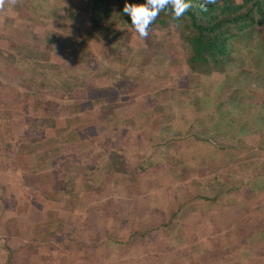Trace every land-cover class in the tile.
I'll return each instance as SVG.
<instances>
[{"label":"rangeland","instance_id":"374dc122","mask_svg":"<svg viewBox=\"0 0 264 264\" xmlns=\"http://www.w3.org/2000/svg\"><path fill=\"white\" fill-rule=\"evenodd\" d=\"M84 8L79 0H18L0 12V150L7 144L25 151L30 163L20 176L44 194L45 210L22 220L16 215L29 206L21 202L6 213L0 264H117L102 252L104 240L114 246L141 243L143 251L154 247L151 229L164 232V246L176 251L187 242L184 218L191 206L166 205V199L193 194L208 207L189 216L206 224L220 216L215 223L224 227L230 213L252 217L244 238L248 252L238 253L234 263L264 264L259 31L230 42L232 61L221 70L201 73L185 63L177 28L149 29L146 39L132 25L102 23L94 29ZM7 134L27 140L16 143ZM11 160L15 170L26 159L19 154ZM20 181L17 174L12 185ZM133 181L152 226L140 220L136 232L123 237L116 232L128 207L107 187ZM0 191V197L14 195ZM230 192L228 202H206ZM52 239L57 245L45 243ZM223 241L221 247L228 245V238ZM37 242L45 244L39 249ZM227 252L212 253L218 264H234ZM210 258L206 254L204 263L216 264ZM153 259L141 255L128 264H154Z\"/></svg>","mask_w":264,"mask_h":264},{"label":"crops","instance_id":"0c3cea01","mask_svg":"<svg viewBox=\"0 0 264 264\" xmlns=\"http://www.w3.org/2000/svg\"><path fill=\"white\" fill-rule=\"evenodd\" d=\"M12 97L13 95L8 98L10 104ZM4 99L6 100V98ZM5 100L3 101L5 102ZM37 135H39V131ZM5 137L12 140L15 139L16 143H20L27 140V139L22 140L24 138L20 136H19L20 138L17 136H15L16 138L13 136L14 137L13 138L9 134H7ZM36 139H38L37 142H40L44 139V136H41L40 138H36ZM7 146L8 145L5 144L3 148L0 150V188L3 189L5 194L9 191V195L11 192L14 193V195L0 197V212H2V216H0V229H3V224H4L3 221L5 220V218H7V216H5L6 213L8 211L13 212L14 209L18 210V207L21 204V202H24L29 206L28 208H25V210H22L21 214L16 215V217H19L22 220L29 219L30 216L33 217L35 213L38 216V214H43V212L45 211L43 205L41 204L42 202H44V194H41L39 192L35 193L34 189H32V186L30 188L29 184L25 183L20 176L28 173L26 168L29 166L30 162L29 163L26 162L27 154L25 153V151L22 152L21 149L19 150L20 151L19 152L17 149V147L19 146L17 145H14L9 149L7 148ZM19 154L22 155L23 159H26L22 165L24 167L17 166V169L14 170L13 162L11 159L12 157H16V155ZM17 174L19 175V179L23 181V182L20 181L21 186L19 187H15L14 185H12L14 180L17 179ZM135 185L136 183L134 181L125 182L123 184L122 183L118 184L117 182L110 186L108 185L107 187V189L114 190L113 192H115V195L118 196V198L116 197V201H122L124 203V206L128 207L126 213H124L125 211L120 213L122 215V220H121L122 223L120 224V228L116 232L122 235L123 237H126L125 233L127 234L130 233L131 231L135 233L137 228L136 223L140 220L148 219L146 221H148V224L149 225L151 224L152 226L151 223L152 217L149 214H145L147 203L143 199V197L140 196V194L134 192ZM133 187L134 189H132ZM17 188L19 192H21V194L19 195H15ZM85 189H90V188H85ZM119 190L122 191L121 194L118 192ZM113 192L111 193V195L114 194ZM247 192L249 193L248 188H247ZM35 194L36 196H34ZM0 195L2 196L3 194ZM248 195H250V193ZM174 196L171 195L168 197V199H166V205L167 203L170 202L172 206L174 207L181 206L183 207L182 209H184L187 206L188 207L191 206L190 207L191 209H186V215L184 218L185 224L187 226L185 231V235L187 237L186 244L182 247L179 248L177 247L176 251L171 248L165 247L164 245L166 244V242L168 243L166 234L162 231H154V229H151L152 232H150V235L153 238L154 247L146 248L143 251L139 247H137V244H141V243L133 242V243H127L128 245L126 246H124V244L123 246H121L120 243L118 242L119 244L117 246L116 245L114 246V244H112L110 240L109 241L104 240V243H107V245L104 246L102 252L105 253V255L108 254L111 255L112 258L115 259L112 263L128 264L130 260L135 261L139 259L141 255H145L147 257H153L154 258L153 260L155 261L154 264H197V263L206 264L204 263V258L206 257V254H208L209 258L211 257L210 260L212 259V262L218 264L217 256H215V253H212L215 250V248L220 252L223 249L228 250L227 252L228 257L234 263L237 260L238 253L245 254L248 252V250H245L247 244H244V240H245L244 238L246 237V235H248V232L251 229L250 228L248 230L249 227L247 226L248 220L250 218L249 215L242 217L230 213L231 216H228L227 219L223 220L224 221L223 223H225L224 227H218L217 223H215L218 222V218H220V216H218V218L215 220V222H213V224H211L210 221L208 222V224H206L204 222V219H199L198 215L194 218H192V216L191 217L189 216L191 213L199 212L198 210L204 211V208L208 207L206 206V203L200 197H198L199 194L197 195V197L195 194H193L191 196L192 198H185V199L177 198L176 196L175 197ZM227 197H228V201H230L232 198L231 192L228 195H225L224 198H212L210 201H206V202L208 203V205L212 203H213L212 205H216V204H220L219 199H222V201L225 200L227 201L226 199ZM234 204H236V200H234ZM148 205H150V203ZM196 206H198L199 208L196 209ZM108 213L109 215L108 218L106 217V221H108L109 224L110 212ZM67 215H70V213H68ZM252 219L253 218L251 217L249 221L251 224H252ZM128 221L132 222V228L126 232L124 230H126L125 226L126 223H128ZM238 223H241V225L238 226ZM5 228L6 227H4V229ZM55 234L57 235V233ZM28 235L25 234L23 238H26ZM4 237H5V233L3 234V232L1 231L0 242H2V239H4ZM188 238L192 239V241H189ZM224 238L229 239V241H227L228 245L221 247L220 241L222 244V242H224L223 241ZM24 243H26L27 245L26 241H24ZM45 243L50 245H57L55 244L57 243L55 242V239H52L51 241H46ZM45 243L37 242V244L41 246L38 248L39 249L42 248ZM216 243H217L216 247L213 246L212 249H205L206 244L215 245ZM238 243H240L239 247H238ZM125 247H127V249ZM112 249H114L115 252L117 253L116 258L111 251ZM229 250H231L232 252Z\"/></svg>","mask_w":264,"mask_h":264},{"label":"trees","instance_id":"16d2710c","mask_svg":"<svg viewBox=\"0 0 264 264\" xmlns=\"http://www.w3.org/2000/svg\"><path fill=\"white\" fill-rule=\"evenodd\" d=\"M87 12L90 28L102 23L131 25L123 12L124 5L144 4L146 0H79ZM192 6L179 18L173 19L171 7L165 8L150 26L163 29L175 27L186 47L185 63L190 70L201 73L219 71L232 61L230 42L257 29L264 46V0H216L201 8L202 0H185ZM206 71V72H203Z\"/></svg>","mask_w":264,"mask_h":264},{"label":"clouds","instance_id":"9594fccd","mask_svg":"<svg viewBox=\"0 0 264 264\" xmlns=\"http://www.w3.org/2000/svg\"><path fill=\"white\" fill-rule=\"evenodd\" d=\"M18 0H0V12L5 10L6 5H15ZM216 0H202L201 8L207 10V5L215 4ZM192 5L185 0H146L144 4H125L123 12L131 19L133 30L141 39H146L149 29L160 12L171 7L174 12L173 19H179Z\"/></svg>","mask_w":264,"mask_h":264}]
</instances>
